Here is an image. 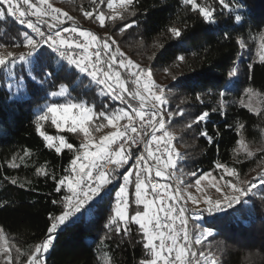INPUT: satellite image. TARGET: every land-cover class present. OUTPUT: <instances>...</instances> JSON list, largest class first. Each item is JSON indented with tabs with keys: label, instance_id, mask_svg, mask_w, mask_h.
<instances>
[{
	"label": "snow or ice",
	"instance_id": "obj_1",
	"mask_svg": "<svg viewBox=\"0 0 264 264\" xmlns=\"http://www.w3.org/2000/svg\"><path fill=\"white\" fill-rule=\"evenodd\" d=\"M91 2L94 5L91 10L81 9L83 17L94 20L102 29L111 24L113 32L123 35L139 23L129 18L137 16L140 0ZM182 2L207 25L219 26L218 16H225V13L227 26H242L245 22L247 5L244 0ZM101 5H106L107 11ZM9 19L23 26V30L9 34L5 29L0 33V78H18L14 96L20 93V82L25 77L42 90L43 102L37 104L34 115L35 129L47 148L54 149L57 154L67 150L72 156L59 178L46 171L45 166L36 169L35 175L54 181L56 193L66 189L58 200L52 201L60 211L49 213L50 224L44 238L26 251L9 240L0 225V264H47L46 254L54 245L58 229L77 214L88 211L97 200H104L110 195V186L118 180L122 183L104 227L117 236L121 233L129 236L132 226H137L139 243L145 254L139 264H223L221 253L212 250L210 245L205 246V241L214 236L215 226L206 227L193 221V226L189 227V203L191 212L199 219L204 213L209 216L227 215L230 210L233 214L250 213L249 201L255 195L254 190L261 189L264 196V168L251 179L244 180L235 166L264 152V149H250L244 134L246 124L235 121L225 125L239 138L233 149V163H215L213 171H220L219 179L212 172L197 176V171H192L187 175L195 180L186 183L183 171L178 174L184 157L173 143L176 133L170 128L173 117L183 118L184 109H168L171 90L156 82L151 66H143L128 56L110 32L101 35L82 27L74 16L55 7L51 0H0V22ZM66 21L72 22L70 27L65 26ZM188 28L186 20H182L181 26L172 24L166 31L172 38H181ZM230 38V33L224 31L223 39ZM252 39L259 44L258 60L264 65V28ZM236 44L241 50L248 47L242 36L236 39ZM157 46L163 48L164 45ZM176 59L183 62L185 57L181 55ZM253 66L248 63L244 69L243 74L249 81L253 79ZM164 72L177 81L178 77L168 68ZM61 73L64 79H70L73 73L77 75L70 83H60L57 90L47 91L45 85ZM241 74L240 64H234L227 72L230 79L225 89L234 80L238 81ZM84 79L88 80L87 90L94 85L99 89L98 95L105 98L99 107L95 102L73 95ZM218 95V108L211 111L225 114L228 104L225 92ZM194 99L204 102L201 94ZM184 102L181 100L182 104ZM238 103L242 109L264 118V91L249 85L243 89ZM209 119L210 112L202 111L185 127L191 129L194 124H206ZM45 124L80 138L79 144L70 142L65 134H47ZM219 135V129L214 134H210L207 127L199 131V136L209 145ZM29 156V150H24L23 155L13 156L8 166L19 168ZM241 156L243 159L239 158ZM260 162H264V156L260 157ZM165 180L169 182H161ZM10 183L16 185L18 181L13 178ZM30 184L31 181H26L19 187ZM193 188L195 193L190 191ZM209 190H214L216 195H210ZM5 205L6 202L0 203V207ZM105 236L111 239L107 232ZM102 259L103 264H112L107 252Z\"/></svg>",
	"mask_w": 264,
	"mask_h": 264
},
{
	"label": "trees",
	"instance_id": "obj_2",
	"mask_svg": "<svg viewBox=\"0 0 264 264\" xmlns=\"http://www.w3.org/2000/svg\"><path fill=\"white\" fill-rule=\"evenodd\" d=\"M51 2L74 16L82 27L101 35L105 31L113 34L122 51L141 65L151 66L156 82L171 90L168 93V109L175 111L179 107L185 113L183 118L173 117L170 128L176 133L173 143L184 157L179 164L178 174L180 170L183 171L186 183L195 180V177L187 175L189 172L197 171V176L208 171L216 173L213 171L216 162L233 163V149L239 137L234 130L226 128V124L244 122L246 140L249 143L264 142V118L242 109L238 103L243 89L249 85L264 91V65L259 63L257 55L251 58L236 44V39L241 36L249 43L264 28V0H244L247 5L244 10L245 22L236 27L224 23L227 13L218 16L221 21L219 26L204 24L196 13L187 10L182 0H140L137 16L129 18L137 19L139 23L123 35L113 32L111 24L102 29L94 20L83 17L82 8L91 10L94 7L91 0ZM101 7L107 11L106 5ZM182 20H186L189 28L181 38H172L166 31L167 27L172 24L181 26ZM71 24V21H66L65 26ZM5 29H8L9 34H14L22 31L23 26L9 19L8 22H0V33ZM224 31L230 33L229 40L223 39ZM159 44H163V48L158 47ZM181 55L185 57L183 62L176 59ZM248 63L254 65L251 81L243 74ZM234 64H240L242 74L238 81L234 80L225 89L224 85L230 79L227 72ZM165 68L178 77L177 81L164 72ZM75 75L73 73L70 79H64L61 73L53 77L45 89L57 90L60 83H70ZM17 79L0 78V203L6 202L5 206L0 207V225L4 227L9 240L26 251L44 238L50 224L49 213L60 211L59 206L52 201L58 200L66 191L56 193L54 181L35 175L36 169L45 166L46 171L59 178L68 167L72 153L64 150L57 154L54 149L46 147V142L33 123L37 104L43 102V92L30 78L25 77L20 82V93L14 96L18 87ZM8 84L12 87L9 88ZM87 86L88 80L84 79L73 95L82 96L99 107L105 98L98 95L96 86L92 85L91 90H87ZM221 91L225 92L228 101L225 114L211 111L218 108V94ZM197 94L202 95L203 103L194 99ZM181 100L185 102L182 104ZM202 111L210 112L209 121L206 124H194L191 129L186 128L185 125ZM204 127L210 134H214L216 129L220 131L211 145L199 136V131ZM44 130L49 135L65 134L76 145L80 142V138L61 133L60 130L57 132L50 124H45ZM24 150H29L30 156L25 158L19 168H10L8 164L11 158L23 155ZM261 156H264V152H258L255 157L235 165L240 169L242 179H251L264 168V162H260ZM239 158L243 159V156ZM17 162L20 163L19 160ZM13 178L18 181L16 185L10 183ZM26 181H31V184L20 188L19 184ZM121 182L114 181L110 186V195L102 201L97 200L88 211L77 214V217L58 229L54 245L46 254L47 264H103L102 255L105 252L109 254L112 264H139L145 254L139 243L137 226H132L129 236H123L122 233L117 236L104 227L111 214L114 193ZM254 191L255 195L249 201L250 213L233 214L230 210L227 215L218 213L209 216L204 213L197 219L189 206L190 228L193 221L206 227L215 226V234L205 241V246L210 245L212 250L220 252L223 264H264V196L261 195V189ZM106 232L111 239L106 238Z\"/></svg>",
	"mask_w": 264,
	"mask_h": 264
},
{
	"label": "rangeland",
	"instance_id": "obj_3",
	"mask_svg": "<svg viewBox=\"0 0 264 264\" xmlns=\"http://www.w3.org/2000/svg\"><path fill=\"white\" fill-rule=\"evenodd\" d=\"M67 26L70 27V25H67ZM246 44L248 45V47L246 49H244L245 52L247 54H249V56L251 58L256 57V55L258 56V50H259V44H258V42L256 40L250 39L249 43H246ZM245 58L247 60H249V57L248 56H245ZM52 127H54V126H52ZM107 130L108 129H105L104 131H107ZM57 132H58V130H57ZM58 135H60V134H58ZM58 135H53V136H58ZM249 147L253 151H256V149H263L264 148V142L249 143ZM208 172H212V171H208ZM212 174L215 175L217 177V179H219V176H220L221 173H220L219 170H217L216 173H213L212 172ZM221 183H222V181H221ZM118 190H119V187H118V189L116 191H118ZM116 191L114 193L113 205H114V202H115V194H116ZM190 191H192V192L195 193V189L194 188L193 189H190ZM209 194L210 195H213V196L216 195L215 192H214V190H209ZM189 206H190V208L192 207L190 203H189ZM201 207H203V205H201ZM141 208H142V206H141Z\"/></svg>",
	"mask_w": 264,
	"mask_h": 264
},
{
	"label": "built area",
	"instance_id": "obj_4",
	"mask_svg": "<svg viewBox=\"0 0 264 264\" xmlns=\"http://www.w3.org/2000/svg\"><path fill=\"white\" fill-rule=\"evenodd\" d=\"M161 182H163V183H167V182H169V181H166V180H165V181H161ZM172 183H174V181H172Z\"/></svg>",
	"mask_w": 264,
	"mask_h": 264
}]
</instances>
